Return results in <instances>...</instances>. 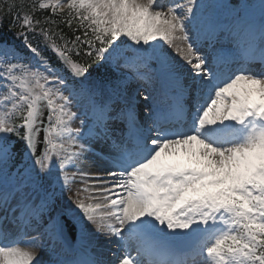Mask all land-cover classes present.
Here are the masks:
<instances>
[{"label":"rangeland","instance_id":"obj_1","mask_svg":"<svg viewBox=\"0 0 264 264\" xmlns=\"http://www.w3.org/2000/svg\"><path fill=\"white\" fill-rule=\"evenodd\" d=\"M191 1L190 8L185 14L189 18V14H192L195 10L200 13L202 9L207 12L211 9L213 0H189ZM162 0H85V9L92 14L96 15L107 28L114 32L118 36H128L129 38L138 40V44H142L147 51L139 52L137 55L142 60L156 59V52H160L162 56L169 63V70L179 72L181 75L186 76L187 79L197 75L196 67L197 62L194 65L190 64V59L195 58V52L190 49L183 40V33L176 21V12L172 6L167 7L163 5ZM198 19L199 16H198ZM138 66L143 71L140 74H134L135 78L132 84L128 82L124 84L123 88H119L118 92L121 94H127L130 101L133 104H137V109L142 110L140 102L144 101V93L137 83H140L145 89V80L150 78L148 74L149 68L141 60L138 62ZM48 74H40L38 79L24 78L18 86L16 95L18 99L15 102L10 100V97L3 95L2 86L0 84V123L4 125L5 118L8 112L12 110L14 106H28L30 112L33 106V97L39 91L42 85V78L47 77ZM2 78H7L6 75ZM191 79V78H190ZM188 83H191L189 80ZM209 84V82H208ZM99 83L93 82L91 90H96L97 86L100 87ZM206 84H203L205 86ZM214 85V82L211 84ZM102 86V85H101ZM239 82H232L230 84H220L217 89H223L227 93L233 95V92L237 90ZM104 93L102 98L109 96L111 92H107L105 87L102 86ZM102 90V89H100ZM264 85L256 86V89L239 92L238 95H234L236 102H230L229 105L232 109H237L239 104L250 103L253 100H264ZM46 95V88H44ZM47 94L52 100L53 108L59 112V117L63 118L65 123L70 130L60 131L55 133L54 131L49 133L50 139L54 140L55 143L58 141L68 142L72 144L73 148L78 151V158L76 164L81 167V172L78 173L74 170L68 173V177L63 182H68L69 187L67 190L62 189L63 196L60 199L63 209L66 210L68 216L72 206L79 207L84 212V225L87 229V237L92 240V233H97L99 229L107 230L108 226L115 225V227L123 228L129 226V222H122V217L127 206L128 197H124L125 184L115 179L114 171L108 176L106 175L105 169L99 170L95 167L93 160L98 164L107 166V162L98 160L94 155L90 154L92 149L91 143L82 142L78 139L77 134L80 127L83 125V121L76 115L81 107H84L85 101H90L88 98L80 99L77 96H66V90H61L59 85L49 87ZM137 94V95H135ZM138 95L140 98L138 99ZM215 95V93H214ZM89 96V95H87ZM93 96V95H90ZM101 98V97H100ZM101 101V100H100ZM234 104V105H232ZM68 133V134H67ZM262 138H257L251 144H247L240 150L222 152L224 155H211L210 151H205L201 146L192 145L191 141H183L184 143L175 142L168 145L166 148L164 144L156 150L151 160L147 163L148 167L154 168L158 162L164 160H171L175 158L185 159L191 162L202 161L210 167L212 174V180L216 183H222V186L230 185L232 188L236 184H240L243 177L253 179L257 172V165L254 163V159L264 153V141ZM264 140V138H263ZM245 154L244 159L241 158L242 154ZM236 157V158H235ZM5 156L0 154V164L4 162ZM81 161H87L83 165ZM113 169V167L111 168ZM129 171L126 172V174ZM101 175L106 179L93 178L92 176ZM124 176V175H123ZM70 178L71 180H68ZM125 180V179H124ZM133 191V190H132ZM130 193L132 198L133 193ZM181 194L192 199V194L188 191V188L181 189ZM27 195L29 192H23ZM237 194H240L236 191ZM129 194V192H128ZM223 191L218 192V196L223 198ZM57 197V195H56ZM190 203V200L183 201V205ZM56 203L49 209L55 208ZM179 207L169 211L173 217H177L175 214ZM48 209V210H49ZM132 213L133 216L140 213L137 210ZM50 212V214H52ZM116 213H120L116 215ZM115 215L118 219L116 224H111L112 219L108 218ZM202 217L205 219V214L201 215L200 212L192 215V218ZM70 218L73 219L72 215ZM217 221H223L222 216H217ZM54 221V217L50 219V222ZM34 234H30L23 241H18L13 246H21L29 238L38 236L41 247L42 239L39 236L38 230L33 231ZM38 234V235H36ZM106 234V233H105ZM104 234V235H105ZM102 235V236H104ZM101 236V235H100ZM101 242L98 238L95 239V244ZM12 248V247H11ZM11 248L6 249L4 245L0 250V264H19L12 259L5 256L7 252H10ZM20 247H17V251ZM5 249V250H4ZM23 252H31L32 249L29 247H23ZM33 255V254H32ZM30 255L29 264H38L41 260L47 258V254L40 256L36 255V259H32ZM215 260H212L209 264H214ZM119 264H127V259Z\"/></svg>","mask_w":264,"mask_h":264},{"label":"trees","instance_id":"obj_2","mask_svg":"<svg viewBox=\"0 0 264 264\" xmlns=\"http://www.w3.org/2000/svg\"><path fill=\"white\" fill-rule=\"evenodd\" d=\"M3 15L4 18H7V20L5 21H10L12 19V16H9V14H7L6 12H4ZM63 18L65 22L52 20L53 25L49 26L48 29H50L56 35H60L66 38L73 36V41H78L80 43L81 38H84L82 34L86 29L82 23V20L78 16H74L71 13H68L67 15L63 13ZM62 27H66V32L61 31ZM80 56L82 58L84 57L82 53H80Z\"/></svg>","mask_w":264,"mask_h":264},{"label":"bare ground","instance_id":"obj_3","mask_svg":"<svg viewBox=\"0 0 264 264\" xmlns=\"http://www.w3.org/2000/svg\"><path fill=\"white\" fill-rule=\"evenodd\" d=\"M179 117L183 118L184 117V113H182ZM104 135L106 134H102L101 136L104 137ZM111 139L114 138V136H109ZM23 248H20L19 250L17 251H14V252H10L11 255H15V256H21L23 259L26 258V254L25 253H22ZM38 250H35V249H32V253H37L38 254Z\"/></svg>","mask_w":264,"mask_h":264}]
</instances>
